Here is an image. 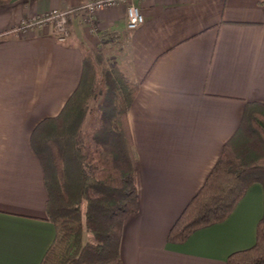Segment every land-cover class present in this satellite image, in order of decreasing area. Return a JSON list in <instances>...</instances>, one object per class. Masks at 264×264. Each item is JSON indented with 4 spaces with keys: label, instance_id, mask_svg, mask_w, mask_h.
<instances>
[{
    "label": "crops",
    "instance_id": "0c3cea01",
    "mask_svg": "<svg viewBox=\"0 0 264 264\" xmlns=\"http://www.w3.org/2000/svg\"><path fill=\"white\" fill-rule=\"evenodd\" d=\"M90 0H13L0 6V264H41L56 237L48 220L36 127L57 117L98 51L139 86L128 113L138 159L139 213L124 225L122 264H227L252 248L264 189L185 243L167 237L236 134L248 103L264 104V0H148L128 31L126 7L77 12ZM73 11L70 37L25 21ZM96 122V121H95Z\"/></svg>",
    "mask_w": 264,
    "mask_h": 264
},
{
    "label": "trees",
    "instance_id": "16d2710c",
    "mask_svg": "<svg viewBox=\"0 0 264 264\" xmlns=\"http://www.w3.org/2000/svg\"><path fill=\"white\" fill-rule=\"evenodd\" d=\"M13 0H0V6ZM139 86L103 53L84 57L78 88L62 112L42 121L31 143L47 190L48 220L56 237L41 264H122L126 220L139 213L138 159L128 113ZM96 127L83 132L92 104ZM264 189V104L248 103L236 134L203 187L170 230L167 242L227 220L248 189ZM227 264H264V215L255 245Z\"/></svg>",
    "mask_w": 264,
    "mask_h": 264
},
{
    "label": "built area",
    "instance_id": "2783aa9c",
    "mask_svg": "<svg viewBox=\"0 0 264 264\" xmlns=\"http://www.w3.org/2000/svg\"><path fill=\"white\" fill-rule=\"evenodd\" d=\"M148 0H90L85 7L77 12L84 13V22L92 33H97L95 15L98 11L126 7L127 29L136 31L145 23V17L141 11V4ZM73 11H51L33 20L25 21L19 28V32L27 33L36 29L52 26L58 42L65 43L70 37V17Z\"/></svg>",
    "mask_w": 264,
    "mask_h": 264
},
{
    "label": "rangeland",
    "instance_id": "374dc122",
    "mask_svg": "<svg viewBox=\"0 0 264 264\" xmlns=\"http://www.w3.org/2000/svg\"><path fill=\"white\" fill-rule=\"evenodd\" d=\"M97 115H98V113H97L96 108H95V103H93L92 104V112L89 115L88 121L85 124L84 129H83V132L85 134H89L96 127L95 126L96 125L95 119H96Z\"/></svg>",
    "mask_w": 264,
    "mask_h": 264
}]
</instances>
